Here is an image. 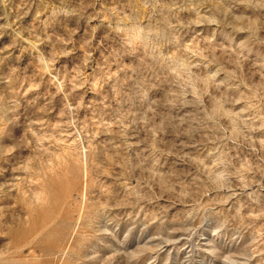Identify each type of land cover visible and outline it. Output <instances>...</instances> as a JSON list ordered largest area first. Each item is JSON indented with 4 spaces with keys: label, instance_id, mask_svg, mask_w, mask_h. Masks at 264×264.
<instances>
[{
    "label": "rangeland",
    "instance_id": "1",
    "mask_svg": "<svg viewBox=\"0 0 264 264\" xmlns=\"http://www.w3.org/2000/svg\"><path fill=\"white\" fill-rule=\"evenodd\" d=\"M0 264H264V0H0Z\"/></svg>",
    "mask_w": 264,
    "mask_h": 264
}]
</instances>
